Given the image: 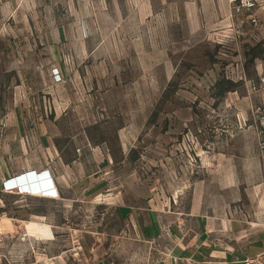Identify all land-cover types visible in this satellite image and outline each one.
Returning <instances> with one entry per match:
<instances>
[{"label":"crops","instance_id":"obj_1","mask_svg":"<svg viewBox=\"0 0 264 264\" xmlns=\"http://www.w3.org/2000/svg\"><path fill=\"white\" fill-rule=\"evenodd\" d=\"M13 2L0 1V25L18 13ZM171 5L181 14L189 48H201L209 31L224 29L229 22L227 0H179ZM256 14L258 27L233 39L230 46L235 55L224 58L238 63L244 56L252 63L260 58L254 48L264 52V14ZM4 37H0V48L8 49L13 42ZM14 60L1 56L0 73L18 69V76L25 75L22 62ZM85 60L82 68H72V78H79L80 73L86 77L99 95L98 109L117 107L125 97L118 81L121 68L114 65L119 60L110 56L97 60L89 53ZM138 60L140 65L145 60L153 66L161 61L158 53L151 54L149 60ZM50 69L65 76L58 57L50 62ZM105 76L117 82L96 90V83H102ZM50 84L52 88L44 91L28 87L5 90L11 98L0 112V124H4L0 139V243L20 226L24 231L32 230L26 227L29 224L48 226L51 239H43L34 230L40 240L51 242L56 232L53 229L59 228L50 226L53 220L56 225L63 223L61 215L52 217L13 201L17 196L48 200L60 212L83 202L114 209V221L122 232L114 237L105 230L86 236L91 248L85 264H253L264 256V175L253 131L243 136L245 144L230 142L226 152L222 140L216 141L214 151L199 160L208 167L181 169L177 179L174 172L169 174L173 183L165 198L155 169L143 178L131 167L129 154L134 142L120 114L110 123V132L105 133L111 135L108 140L106 135L102 137L103 114H96L89 99L77 104L80 90L65 88L51 78ZM257 93L264 101V89ZM34 96L39 98H31ZM189 123L186 119L181 122L183 127ZM150 153L153 162L152 153L156 158L157 150L150 149ZM9 179L13 189L5 191L1 184ZM27 234L23 232L22 237L30 240ZM78 234L79 230L70 229L71 238L80 237ZM56 257L27 264H74Z\"/></svg>","mask_w":264,"mask_h":264},{"label":"rangeland","instance_id":"obj_2","mask_svg":"<svg viewBox=\"0 0 264 264\" xmlns=\"http://www.w3.org/2000/svg\"><path fill=\"white\" fill-rule=\"evenodd\" d=\"M178 1L14 0L12 6L18 13L5 18L0 25V37L5 36L4 39L13 44H9L8 49L0 48V57L7 55L22 62L26 74L18 76V69L13 73H0V112L11 98L5 91L8 87L42 91L52 88L50 78L55 81L50 62L58 57L62 59L65 76L55 83L80 90L77 104L89 99L96 114H103L102 137L110 132V123L117 121L119 114L121 122L127 121L126 130L134 142V149L129 154L130 165L143 178H146L145 173L150 174L155 169L165 198L169 197L168 189L173 183L169 174L174 172L177 179V171L181 169L208 167L199 160L202 155L209 156L214 151L216 141L222 140L226 152L230 142L245 144L243 136L252 131L264 175V160L257 150L252 112L254 107L264 105L257 93L264 86L255 91L250 89V84L256 83L259 73L264 70L263 49L254 48L260 57L254 63L246 56L239 63L224 58L234 56V48L229 45L222 49L211 42L216 29L202 39L205 45L201 48H189L185 42L189 36L184 32L181 14L171 5ZM88 53L94 54L97 60L103 56L119 60L114 65L121 68L118 81L125 90V97L117 107L105 108V111L98 109L99 95L86 77L80 73L79 78H72V68L86 65ZM157 53L161 60L158 66L144 62L145 57L149 60L151 54ZM139 57L144 60L141 65L138 64ZM81 59H84L83 63ZM116 82L105 76L102 83H96L95 89L112 87ZM184 119L190 121L186 127L181 124ZM110 137L106 135L108 140ZM243 144L239 143L240 146ZM152 147L158 153L156 158L152 153L153 162ZM13 198L15 202L31 205L33 211L52 217L61 215L64 219L62 224L56 225L53 220L50 225L59 227L53 229L56 232L51 242L40 240L35 232L38 230L28 226L32 230L24 231L23 226L17 232L13 230L0 243L1 263H43L57 256L59 261L85 264L91 248L86 236L92 232L101 234L103 230L113 237L122 232L120 224L114 221V209L102 204L83 202L72 210L60 212L48 200ZM41 225L47 227L50 237H43L38 232L39 235L51 239L49 227ZM71 228L79 230L80 237L71 238ZM23 232H29L30 240L22 237ZM253 264H264V256Z\"/></svg>","mask_w":264,"mask_h":264},{"label":"built area","instance_id":"obj_3","mask_svg":"<svg viewBox=\"0 0 264 264\" xmlns=\"http://www.w3.org/2000/svg\"><path fill=\"white\" fill-rule=\"evenodd\" d=\"M230 14L229 22L224 29H216L217 31L211 35V42L226 49L233 43V39L243 36L247 32H251L259 25V18L256 12L264 14V0H227ZM240 28H243L242 31ZM230 47V46H229ZM52 78L55 82L60 81V75L57 69H52ZM264 86V72L259 75L256 83L250 84V89L255 91L258 87ZM256 135L258 138L257 150L264 160V105L256 106L252 110ZM4 124H0V139L3 137ZM13 179V178H12ZM9 179L1 184L3 190L13 189L11 180Z\"/></svg>","mask_w":264,"mask_h":264},{"label":"bare ground","instance_id":"obj_4","mask_svg":"<svg viewBox=\"0 0 264 264\" xmlns=\"http://www.w3.org/2000/svg\"><path fill=\"white\" fill-rule=\"evenodd\" d=\"M29 228H32V229H37L38 232L41 234V236L43 237H50V234L47 230V227L43 226V225H40V224H29L27 225Z\"/></svg>","mask_w":264,"mask_h":264}]
</instances>
